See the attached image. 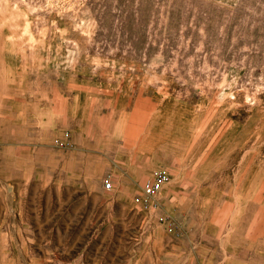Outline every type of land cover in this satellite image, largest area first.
Listing matches in <instances>:
<instances>
[{
	"label": "rangeland",
	"instance_id": "rangeland-1",
	"mask_svg": "<svg viewBox=\"0 0 264 264\" xmlns=\"http://www.w3.org/2000/svg\"><path fill=\"white\" fill-rule=\"evenodd\" d=\"M13 90L65 109L51 142L81 135L92 163L85 183L24 199V228L0 231V264H131L164 208L208 213L207 198L236 204L257 229L246 264H264V0H0V92ZM112 142L158 164L116 176ZM158 167L168 181L148 214L131 197Z\"/></svg>",
	"mask_w": 264,
	"mask_h": 264
},
{
	"label": "crops",
	"instance_id": "crops-1",
	"mask_svg": "<svg viewBox=\"0 0 264 264\" xmlns=\"http://www.w3.org/2000/svg\"><path fill=\"white\" fill-rule=\"evenodd\" d=\"M66 115L65 109L52 110L46 101L31 94L0 92V231L24 228L20 218L23 201L40 188L86 182L83 172L91 165L92 154L83 146L85 138L74 133L72 148L57 147L51 142L59 128L67 125ZM104 151L108 149L103 147L101 132L93 151L98 177L103 174ZM109 151L112 166L118 171L116 176L121 174L129 181H139L158 164L144 151L136 154L138 151L128 145L115 147L113 143ZM175 194L176 191H166L168 197ZM166 196L164 200L170 199ZM207 201L208 213L188 215L164 208L165 217L150 231L144 228L139 234L141 242L132 245L129 262L246 264L244 248L247 240L254 241L257 229L253 224L239 222V215L230 211L236 205L233 202H218L216 198Z\"/></svg>",
	"mask_w": 264,
	"mask_h": 264
},
{
	"label": "built area",
	"instance_id": "built-area-1",
	"mask_svg": "<svg viewBox=\"0 0 264 264\" xmlns=\"http://www.w3.org/2000/svg\"><path fill=\"white\" fill-rule=\"evenodd\" d=\"M53 143L58 146H68L70 142L67 138V132L64 131L62 136L54 137ZM168 181V173L165 168L158 167L153 173L144 178L138 185L136 191L131 197V201L139 210H142L148 214L151 213V209L159 205L158 192L163 184ZM103 188H110L111 181L108 178L102 180ZM165 217V214H158L157 220H161Z\"/></svg>",
	"mask_w": 264,
	"mask_h": 264
}]
</instances>
